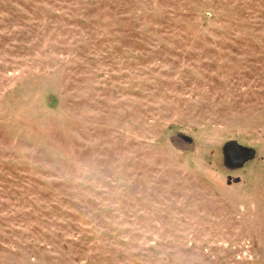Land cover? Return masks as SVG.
I'll return each mask as SVG.
<instances>
[{"label":"rangeland","instance_id":"rangeland-1","mask_svg":"<svg viewBox=\"0 0 264 264\" xmlns=\"http://www.w3.org/2000/svg\"><path fill=\"white\" fill-rule=\"evenodd\" d=\"M0 264H264V0H0Z\"/></svg>","mask_w":264,"mask_h":264},{"label":"water","instance_id":"water-1","mask_svg":"<svg viewBox=\"0 0 264 264\" xmlns=\"http://www.w3.org/2000/svg\"><path fill=\"white\" fill-rule=\"evenodd\" d=\"M181 140L192 144L194 141L188 136H180ZM233 149V151L231 150ZM223 154V164L225 168L231 172L242 169L246 164L255 160L257 156V151L248 146H244L237 141L227 142L222 148ZM237 157L238 159H236ZM241 182L240 178L232 180L231 177L228 178V185L239 184Z\"/></svg>","mask_w":264,"mask_h":264},{"label":"flooded vegetation","instance_id":"flooded-vegetation-1","mask_svg":"<svg viewBox=\"0 0 264 264\" xmlns=\"http://www.w3.org/2000/svg\"><path fill=\"white\" fill-rule=\"evenodd\" d=\"M231 150L233 151V149L231 148ZM236 159H238L237 157H235Z\"/></svg>","mask_w":264,"mask_h":264}]
</instances>
